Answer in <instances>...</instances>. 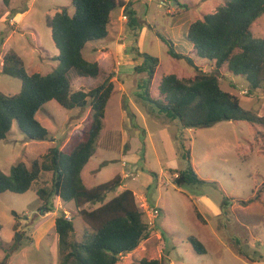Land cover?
I'll use <instances>...</instances> for the list:
<instances>
[{"label": "rangeland", "instance_id": "obj_1", "mask_svg": "<svg viewBox=\"0 0 264 264\" xmlns=\"http://www.w3.org/2000/svg\"><path fill=\"white\" fill-rule=\"evenodd\" d=\"M125 1H132L139 25L130 27L126 13L117 9L111 14L107 38L88 43L83 51L86 61L99 64L101 75L87 78L70 72L74 92H89L114 75L115 91L96 151L82 173L85 185L95 187L118 175L120 190L134 192L147 223L152 208L160 212L149 225L148 239L118 264H139L143 259L161 264H264L263 128L245 121H224L183 129L178 121L153 112L139 97V84L147 75L134 70L143 61L141 57L134 61L137 53L160 60L151 86L154 98L160 96L157 86L163 76L175 74L188 80L199 72L218 74L221 87L236 96L244 109L264 116V90L251 93L243 78L229 74L226 68L216 71L214 63L196 56L187 39L190 25L216 13L226 0ZM64 8L75 13L72 0H11L9 6L0 0V36L4 40L0 92L13 96L22 89L20 79L2 73L4 56L11 50L23 59L28 75L46 76L59 66V50L47 21ZM253 31L264 34V17L255 22ZM164 40L172 42L178 54L193 59L198 71L186 60L172 58ZM92 117L90 107L66 110L56 101L47 103L37 119L48 130V139L30 140L15 123L0 142V169L8 175L19 162L29 167L37 159L44 161L51 148L70 147L81 138ZM181 142L190 149L192 167L202 184H174L176 172L187 168ZM52 176L43 173L25 194L0 195V264H61L55 215L41 211L36 194L40 187L51 185ZM119 192L109 194L106 201ZM61 206L69 214L61 208L53 214L73 217L75 238L81 241L86 226L78 210L71 203ZM98 206L85 208L90 211ZM192 237L205 246L206 254L194 251L188 242Z\"/></svg>", "mask_w": 264, "mask_h": 264}, {"label": "trees", "instance_id": "obj_2", "mask_svg": "<svg viewBox=\"0 0 264 264\" xmlns=\"http://www.w3.org/2000/svg\"><path fill=\"white\" fill-rule=\"evenodd\" d=\"M9 6L11 0H2ZM75 13L66 8L57 12L47 25L59 50V66L50 74L28 75L23 59L14 51L3 59L2 73L22 81L20 93L8 96L0 92V142L4 141L17 123L28 139L45 141L49 132L37 119V114L51 101L66 110L93 111L91 123L81 138L70 147L51 148L44 161L35 160L31 166L19 162L7 175L0 169V195L11 192L25 194L43 173H52L50 186L40 187L36 194L42 202L41 211L54 212L57 200L73 203L86 228L81 241L75 238L74 218L69 221L62 212L55 220L61 264H118L122 257L134 252L150 235L136 196L130 189L120 190L122 179L95 187H87L82 172L94 156L97 140L103 129L107 105L115 91L114 75L95 89L74 92L70 72L81 77L98 78L102 69L97 62L89 63L83 51L88 43L108 36L111 14L122 9L129 18V26L139 22L132 1L72 0ZM264 17V0H226L216 13L193 22L187 34L196 56L214 63L216 71L226 68L235 77L243 78L249 91L264 90V34L253 31L257 20ZM168 54L176 60H186L198 71L194 60L178 54L175 45L167 42ZM4 40L0 36V47ZM137 74L147 78L139 84V97L151 110L170 121H178L183 129L210 127L218 122L245 121L264 130V116L254 109H244L239 99L225 91L218 74L199 72L195 77L181 80L175 74L163 76L158 83V97H152L151 86L160 60L149 54L137 53L134 61ZM263 138H264V134ZM182 158L187 163L184 171L176 172V186L202 184L191 164V151L181 142ZM120 191L109 201V194ZM98 206L87 210L86 206ZM13 215L18 218L14 212ZM196 217L202 221L201 214ZM0 223V232L2 231ZM188 242L198 254H206L205 246L196 238ZM242 254L241 251L238 252ZM243 255V254H242ZM159 260L143 259L139 264H161Z\"/></svg>", "mask_w": 264, "mask_h": 264}, {"label": "built area", "instance_id": "obj_3", "mask_svg": "<svg viewBox=\"0 0 264 264\" xmlns=\"http://www.w3.org/2000/svg\"><path fill=\"white\" fill-rule=\"evenodd\" d=\"M150 216H151V222H150V226H152V222H154L156 219H158V217H159V214H160V212L158 211V209H151L150 210ZM67 219L69 220V221H71L72 219L70 218V216H67Z\"/></svg>", "mask_w": 264, "mask_h": 264}, {"label": "crops", "instance_id": "obj_4", "mask_svg": "<svg viewBox=\"0 0 264 264\" xmlns=\"http://www.w3.org/2000/svg\"><path fill=\"white\" fill-rule=\"evenodd\" d=\"M19 16H20V15H19ZM90 161H91V160H90ZM89 163H90V162H89ZM89 163H88V165H89ZM88 165H87V166H88ZM87 166H86V167H87ZM86 167H85V168H86ZM84 170H85V169H84ZM84 170H83V172H84ZM83 172H82V173H83ZM57 202H58V200H57ZM62 204H63V202L59 199V202L57 203L56 209H58V208L60 209V208H61V209H63V211H64L65 213L67 212V213L69 214V212L67 211V209L61 206ZM67 204H68V203H67ZM69 204H70V203H69ZM71 204H73V203H71ZM73 206H74V204H73ZM50 214H51V215H55L54 218H52L53 221H54V223H55V220H56V218H57V215H56L55 213L53 214V212H51ZM57 238H58V235H57Z\"/></svg>", "mask_w": 264, "mask_h": 264}]
</instances>
